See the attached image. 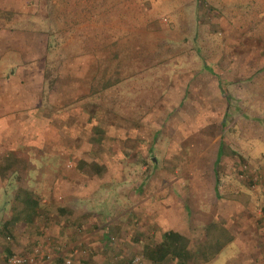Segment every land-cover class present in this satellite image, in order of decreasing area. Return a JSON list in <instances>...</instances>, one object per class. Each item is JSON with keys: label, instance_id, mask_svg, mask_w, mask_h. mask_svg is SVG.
<instances>
[{"label": "rangeland", "instance_id": "rangeland-1", "mask_svg": "<svg viewBox=\"0 0 264 264\" xmlns=\"http://www.w3.org/2000/svg\"><path fill=\"white\" fill-rule=\"evenodd\" d=\"M37 4L0 0L1 39L10 31L13 42L20 43L23 33L35 39L42 27L51 42L48 66L53 74L66 73L60 71L63 87L49 93L50 107L38 104L41 91L29 99L28 91L37 88L36 65L28 73L31 82L20 74L19 81L0 80V156L15 157L0 175V222L18 215L16 201L36 199L42 214L25 229L39 227L43 235L79 185L111 189L84 191L89 197L75 202L76 208L108 212L106 221L121 204L114 200L116 184L146 182L167 191L170 178L173 192L194 187L190 196L204 203L212 192L209 180L216 187L228 161L221 163L217 153H264V0H50L39 14ZM87 40L93 47L88 55L82 48ZM10 55L0 58L3 68ZM64 96L68 112H54ZM245 160L264 193V157L258 166L255 158ZM141 166L146 169L137 171ZM261 200L254 211L264 209ZM80 228L73 241L87 248ZM225 246L212 264H241L236 244ZM85 258L91 263L87 252Z\"/></svg>", "mask_w": 264, "mask_h": 264}, {"label": "crops", "instance_id": "crops-1", "mask_svg": "<svg viewBox=\"0 0 264 264\" xmlns=\"http://www.w3.org/2000/svg\"><path fill=\"white\" fill-rule=\"evenodd\" d=\"M9 7L16 9V5ZM35 35V39H31L30 34L23 33V38L19 43L13 42L12 31H10L8 40L1 39L0 34V58L7 52L12 53L8 58L11 62H7V66L4 68L0 65V72L8 70L9 73L4 76L1 74L0 80L8 76L19 81L21 76V79L25 77L31 82L28 73L32 74L34 65L40 61L42 46L45 43L44 40L41 42L40 34ZM27 47L28 51L26 52ZM225 63H228L227 60ZM10 66L12 67L10 68ZM33 75H35V71ZM35 81L34 78L33 82ZM36 83L34 85H37ZM214 83L217 86L216 76ZM1 88H3L2 85ZM260 90L264 95L263 86L260 87ZM35 91H28L29 96H32L29 98L31 101L34 100V95L40 94L38 86ZM215 93L214 105L217 109V102L221 101H217L216 90ZM2 96L5 95L2 94ZM228 99L226 97L223 102L225 109ZM261 105L264 109L263 102ZM216 149L220 151L221 144H217ZM224 153L219 152L215 156L221 163L223 158L228 161L225 162L226 167L222 171L221 178L217 180V186H213L214 181L209 180V189L212 192L204 203L197 201V196H195L196 199L190 196L189 191L195 194L194 187L191 189L184 185L177 193L173 192V188L177 185L169 184V178L167 179L169 186L167 191H162L164 189L159 185L155 188L156 186L146 182L113 186L112 191L119 192L114 195V200L121 204L118 206V210L112 211L113 216L107 221L108 212L104 210L90 209L84 205L79 208L75 207L76 200L83 202L89 197L84 191L111 190L104 189L100 185L76 186L79 188L75 193L72 192V195L67 196L70 202H66L68 204L64 206L65 208H57L64 215L51 219L52 221L56 220L55 225L43 227L46 230L43 235H39V227L33 226L32 233L30 230L27 232L25 227L30 223L22 222L17 218L12 221L13 216H3V221L0 222V264H5L2 260L7 254H26L34 247L39 248L41 252L49 250L52 254L49 259L40 256L28 264H63V261L57 263L56 259L62 260L71 247L77 249L80 259L85 264H95L94 262L97 264H123L133 255L141 256L143 264H212L219 252L226 247L225 245L232 242L236 244L234 255H241V264H264V209L254 211V204L257 200L262 198L260 204L264 205V193H261L257 187L258 179H256L255 172H252L253 168L251 171L248 160H245V158H255L253 161L258 166L263 163L264 153H256L259 157L245 152L235 156H225ZM238 160L241 165L232 168L235 161ZM145 169L144 166L136 168L137 171ZM155 170L156 168L149 174L155 175ZM173 172L172 176L179 173L177 169ZM248 186L254 187L255 191L249 189ZM120 192L127 193L124 195ZM220 194L223 195V199H220ZM41 214L39 213V215ZM63 216L65 218H62ZM35 220L36 217L33 223ZM44 220L42 219V223ZM101 221L106 222L94 230L89 229ZM76 225L86 229V234L81 233L80 238L83 239L87 248L81 242V249H79L80 243L77 246L73 241L75 235L79 236L77 233L81 231V228ZM168 232L174 234L171 245L168 241L164 242L165 234ZM218 233L225 241H220ZM56 252L62 256L57 258ZM85 252L91 257V263L86 260ZM95 255H98L99 258L93 261ZM226 261L228 260L226 259Z\"/></svg>", "mask_w": 264, "mask_h": 264}, {"label": "trees", "instance_id": "trees-1", "mask_svg": "<svg viewBox=\"0 0 264 264\" xmlns=\"http://www.w3.org/2000/svg\"><path fill=\"white\" fill-rule=\"evenodd\" d=\"M37 2H38V4L36 5V8H38V10H36V13H38V14L40 13V10H41L42 7L46 9V7L48 5L50 6V0H43V2H44L43 4L44 5H41L42 4L41 3L42 0H37ZM22 10L23 9H21V11ZM42 30H43L42 27H40L39 33H40L41 37L44 36V42L45 43H44V46H42L41 59H40L39 62H37L35 64L36 67H37V69H36L37 71H35V77L37 78L36 79L37 80L36 84H37L39 90L41 91V95L39 94L40 98L38 99V102H39L38 104H40V105L42 104V106L44 105L46 107H50V106H48V104H45V103H52L51 101L54 100L49 95V93L51 91H53V90H56L58 87H60V88L63 87V84H60V78L64 77V75L62 76L61 72H64V73H66V72L64 71V68H62V69H60L61 72L58 71V74H57V71L55 70L54 71L55 74H53V72L51 70V67L48 66L46 58L48 57V50H49V48L51 46V42L48 39V35L46 34L47 35V37H46L45 33ZM95 39H96V43H94V44L97 45V43H98L100 38L98 37V38H95ZM87 42L88 43H86V46L84 45V43L82 44V45H84L82 48H84L85 50L87 49L86 50V55H88L89 53H92V51H93V47L89 45L90 44L89 40H87ZM204 68L208 72L212 71L210 69V66H208L206 64H205ZM200 69H201V71L203 70L202 67ZM216 77H217V79H219L218 76H216ZM187 87H188V84L185 83L184 84V88H183V94H184L183 96L184 97H185V95H187L186 94ZM40 91H39V93H40ZM65 98H66V96H64V98H62V102L58 103L55 106V108L53 106L51 107L52 109L55 110L54 112H56V113L59 112V111L68 112V111H65V110L69 109V103H68V99L67 98L65 99ZM14 158L15 157H12V156L7 155V154L4 155V156H0V175L1 176L3 175V170L4 169H7V168L11 167ZM15 199H16V197H14V200ZM16 202H18V206L17 207H19V209H18L19 212H18L17 216H13L14 218H13L12 221H15V219L17 218V219H21L22 222L32 223L34 221V218L36 217L37 214H39V211H40V204L37 202V200L36 199H34V200L33 199H23V200H18ZM15 211H16V209H15ZM173 237H174V234L172 232H168V234H165L164 242L168 241V242H170V245H171V242H172L171 239ZM26 254H28V253H26ZM26 254H22V255H26ZM9 255H11V254H7L3 258L2 261L4 263H5V258L7 256H9ZM61 261L62 260H60V259H56L57 263H60Z\"/></svg>", "mask_w": 264, "mask_h": 264}, {"label": "built area", "instance_id": "built-area-1", "mask_svg": "<svg viewBox=\"0 0 264 264\" xmlns=\"http://www.w3.org/2000/svg\"><path fill=\"white\" fill-rule=\"evenodd\" d=\"M68 254L62 257L63 264H85L79 257L77 249L69 248ZM52 253L49 250L41 252L37 247L31 249L26 255L22 254H11L5 258V264H28L33 262L36 257H44L49 259ZM123 264H143V260L139 255H133Z\"/></svg>", "mask_w": 264, "mask_h": 264}]
</instances>
